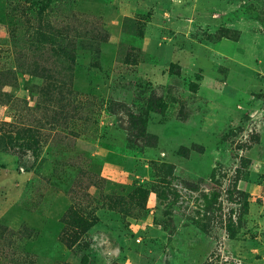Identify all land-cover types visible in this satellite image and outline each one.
I'll return each instance as SVG.
<instances>
[{"label": "rangeland", "instance_id": "374dc122", "mask_svg": "<svg viewBox=\"0 0 264 264\" xmlns=\"http://www.w3.org/2000/svg\"><path fill=\"white\" fill-rule=\"evenodd\" d=\"M0 264H264V0H0Z\"/></svg>", "mask_w": 264, "mask_h": 264}]
</instances>
